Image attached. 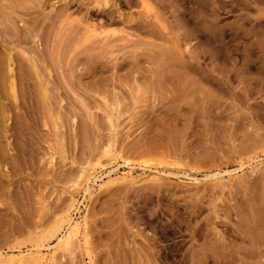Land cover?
<instances>
[{"label": "rangeland", "instance_id": "rangeland-1", "mask_svg": "<svg viewBox=\"0 0 264 264\" xmlns=\"http://www.w3.org/2000/svg\"><path fill=\"white\" fill-rule=\"evenodd\" d=\"M154 1L182 52L171 45L159 51V36L128 28L142 48L118 43L112 50L95 49L83 41L78 16L66 22L47 7L33 28L30 18L38 12H25L19 1L0 0V42L14 61L19 106L16 110L11 99H3L10 119L8 141L12 148L17 141L22 145L21 152L13 150L0 160V252L11 254L8 249L16 245L25 250L43 239L67 212L71 196L79 204L73 218L83 212V195L70 187L82 167L97 162L110 167L113 157L104 153L110 138L105 102L110 105L117 96L124 100L123 116L112 152L129 164L186 171L201 180L208 171L237 169L240 161L253 157L251 148L263 155L264 21L258 18L264 0ZM119 9L137 16L138 7L120 4ZM112 22L104 30L116 42L122 27L118 18ZM26 26L35 30L27 32ZM22 51L34 58V66ZM44 83L47 100L42 97ZM135 94L133 106L130 95ZM58 117L64 125L65 160L53 130ZM52 155L54 170L48 165ZM142 173L135 168L133 177L144 178ZM243 177L255 188L241 189ZM230 186L220 190L200 185L196 190L189 181L171 177L159 190L140 183L98 191L88 208L92 264H264L259 249L235 234L224 238V259L211 250L202 256L204 231L194 234L196 243L190 248L193 217L203 226L213 222L219 232L231 231L239 224L236 211L246 213L248 199L264 198V167ZM195 204L201 218L193 214ZM224 215L230 223L221 220ZM162 227L168 240L173 239L168 244L175 257L163 260L165 244H160L151 247L161 257L154 261L147 258L144 237L153 239V231ZM179 231L186 232L184 238H177ZM61 264L89 262L78 252Z\"/></svg>", "mask_w": 264, "mask_h": 264}, {"label": "bare ground", "instance_id": "bare-ground-1", "mask_svg": "<svg viewBox=\"0 0 264 264\" xmlns=\"http://www.w3.org/2000/svg\"><path fill=\"white\" fill-rule=\"evenodd\" d=\"M8 1H19L24 3L23 10L27 13L38 12L39 15L30 18L34 28V24L37 23L36 18L43 15L46 8H49L50 13L57 12L58 16L62 17L63 21H71V16H78L77 19L79 24L82 26V39L84 42L90 41L95 49L99 50H112L119 45L123 47H132L134 49L142 48L143 45L139 41L133 40L132 35L126 32V28L134 30L135 32H144L151 36H159L162 45L155 46L159 51L165 52L167 46L171 45V49L175 52H182L181 45L177 41L176 37L172 35L167 27V22L164 19L163 14L157 8L154 0H4ZM160 4L163 1L159 2ZM120 4L125 5L129 9L133 7H138L137 16L125 15L120 11ZM94 13L95 15H92ZM96 17V21H90L91 17ZM118 18L119 24L121 25V36L119 41H109L108 32L104 30L105 25L113 23L112 21ZM260 22L264 21V13L259 14ZM244 19L242 20V22ZM35 30L26 26V31ZM0 42V160L5 157H10V153L13 150L19 152L22 151V145L17 141L15 146L12 148L10 141H8L10 119L7 114V106L4 103L5 97L11 99L16 110H19L17 105V91H16V79L14 75V61L12 55L6 52L5 48ZM152 46V43H150ZM23 58L34 66V58L29 57L25 52H21ZM172 57H175L171 53ZM43 99L47 100L48 96V83L41 84ZM40 87V86H39ZM139 90L134 93H138ZM117 98L108 105L105 102L108 112L106 114V121L109 126L110 138L108 146L106 147L104 153L106 155L111 154L112 163L110 167L101 166L99 162L96 163L94 167H89L88 165L82 167L79 170V175L76 182L70 187L72 191L80 192L83 195V201L81 206H83V212L77 218L74 217V212L78 211V202L75 200L74 196L70 198V204L61 217H59L53 226L47 231L46 236L36 242L35 244L29 246L22 250L20 245L10 247L9 252H0V264H61L66 256L73 257L76 253L80 252L86 257L89 264H92V242L91 235L89 232V216L88 208L89 202L93 199L95 193L102 189H109L119 185H129L136 186L140 183H147L153 185L156 190H159L161 186L171 177H176L178 180H187L193 185L196 190H199V186L202 188L211 187L215 189L224 190L231 187V183L235 179L244 176L247 172L250 174L254 173L261 167H264V152L263 155H257L255 153L256 147L249 149V153L253 152V157L246 159L245 161H240L237 169L232 171H222L220 168L215 169V171H208L203 175L202 179H197L192 177L190 173L186 171H177L173 173L170 169L166 167H150L146 165H133L126 161H123L119 154L115 155L112 152L113 147L117 143L118 136L121 135V125L119 123L122 118L120 112L121 104L124 100L119 101ZM130 101L133 106L137 104L136 94L130 95ZM48 108L50 106L47 104ZM18 129V128H17ZM53 130L55 136L59 141L61 150V159L65 160V145H64V125L59 117L55 120ZM248 152V151H247ZM48 165L51 170L55 169V158L54 155L49 157ZM16 161L14 160V164ZM113 167H124L127 172L118 174L117 171H110ZM135 168L142 169V175L144 178L133 177ZM109 170V171H108ZM239 182V187L243 190L249 191L255 188V185H250L247 183L246 178H241ZM208 184V185H206ZM158 209V207H156ZM193 214L201 218V209L197 207V204L192 207ZM154 213L160 215V211L157 210ZM216 213V212H214ZM248 214V215H246ZM216 218L219 219L216 214ZM235 218L238 219L239 224L235 226L233 230H223L218 231L216 225L208 221L210 226L202 225L201 221L194 220V226L192 227L191 233H189L188 242L191 244L190 248L193 249V243H196L194 239V234L197 231H204L205 241L199 246L202 251V256L207 257L209 250L215 252L216 258L224 259L226 257L225 250V236L230 237L232 234L241 236L242 240L247 239L251 248L259 249V259L264 257V198L258 201L253 197L248 199L246 202V213L238 210L236 211ZM194 220V221H193ZM203 220V219H202ZM224 222L230 223V218L224 215L222 219ZM159 225V224H158ZM221 225V224H220ZM158 228V226H157ZM186 233L179 231L176 233L177 238H184ZM167 230L161 228L160 231H153L152 238L144 237V242L150 252L147 255L148 259L157 261L161 259L159 255L151 249L153 246L163 245L162 249L166 251L163 260L175 257L170 254L173 248L168 242L166 237ZM51 242H55L53 246L50 245ZM206 242V244H204ZM174 246V245H173ZM223 251V252H222ZM184 259L185 256H180Z\"/></svg>", "mask_w": 264, "mask_h": 264}]
</instances>
